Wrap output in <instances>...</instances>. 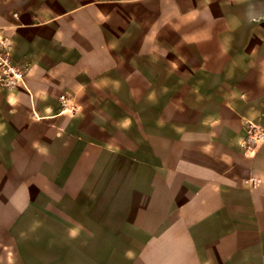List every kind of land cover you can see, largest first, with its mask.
<instances>
[{"label":"crops","instance_id":"1","mask_svg":"<svg viewBox=\"0 0 264 264\" xmlns=\"http://www.w3.org/2000/svg\"><path fill=\"white\" fill-rule=\"evenodd\" d=\"M3 47L0 264H264V0H0Z\"/></svg>","mask_w":264,"mask_h":264},{"label":"built area","instance_id":"2","mask_svg":"<svg viewBox=\"0 0 264 264\" xmlns=\"http://www.w3.org/2000/svg\"><path fill=\"white\" fill-rule=\"evenodd\" d=\"M0 87L3 89L25 87L24 72L12 61L5 47L0 50ZM262 140H264V131L255 125L249 124L245 129V139L241 146L246 152L251 153L256 144ZM248 183L251 187L254 186L253 179H249Z\"/></svg>","mask_w":264,"mask_h":264},{"label":"rangeland","instance_id":"3","mask_svg":"<svg viewBox=\"0 0 264 264\" xmlns=\"http://www.w3.org/2000/svg\"><path fill=\"white\" fill-rule=\"evenodd\" d=\"M22 69V68H21ZM23 70V69H22Z\"/></svg>","mask_w":264,"mask_h":264}]
</instances>
